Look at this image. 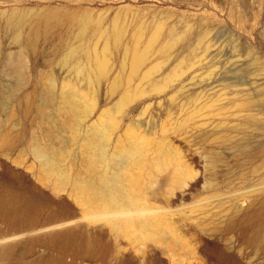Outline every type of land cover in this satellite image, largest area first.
<instances>
[{"label":"rangeland","instance_id":"1","mask_svg":"<svg viewBox=\"0 0 264 264\" xmlns=\"http://www.w3.org/2000/svg\"><path fill=\"white\" fill-rule=\"evenodd\" d=\"M0 264H264V0H0Z\"/></svg>","mask_w":264,"mask_h":264},{"label":"bare ground","instance_id":"2","mask_svg":"<svg viewBox=\"0 0 264 264\" xmlns=\"http://www.w3.org/2000/svg\"><path fill=\"white\" fill-rule=\"evenodd\" d=\"M48 20H49V18H48ZM18 31L21 33V29ZM19 32H18V34H19ZM135 55L136 56L133 57L134 60L132 61V65H133V68H136V67L138 68V66L144 60V55L142 53L141 54H135ZM7 57H12V56H7ZM7 59H9V61L11 62V60L13 58L11 60H10V58H7ZM6 62H7V60H6ZM6 62H5V64H6ZM133 62L135 65L133 64ZM105 63H103V64H105ZM7 64H8V62H7ZM9 65L10 64H8V66ZM105 65H103V66L100 65V68L103 67V69H104ZM11 66L12 67L10 68V70H9V68H8V70L17 79L14 86H12V88L10 87V89L8 88L9 94L13 95L16 93L17 89L23 84L24 77L22 75L23 65L16 63L14 65L12 64ZM6 67H7V65H6ZM8 89H7V91H8ZM145 150H146L145 147L143 149V146L140 143H134V144H132V146H124V144L118 146L116 154L118 155V157L120 156L121 158L122 157L124 158V161H122V162H124L123 164L125 167V168H122L123 174L126 173L127 169L135 168L141 162L145 161V155H144ZM166 157H167V153H164L160 150L157 151L156 157L154 159V162H155L154 164L158 165L159 161L162 160V167L163 168L167 167L168 161H167ZM132 186L133 185L130 182H127V181L125 182L124 180L123 181H117V182H114V180H113V181L109 182L106 187L103 184H101V186L99 187V186H94L92 183L83 182L81 184V186L79 187V191H80L81 197L84 198V196H85L90 205L97 202V206L105 208V209L110 208V207L111 208H113V207L118 208V207H125V206L132 205V202H133L132 197H131ZM51 190L56 195L57 191L60 190V187L57 185ZM105 192L107 193V195H104ZM122 215H123V217L117 219L116 223H123V224L128 223V225L138 224L137 223L138 220L137 219L134 220V218H132V216L130 215L129 212L122 213ZM55 221L56 220H53L52 223H55ZM135 221H137V222H135ZM139 224H140L141 228H145V229L151 228L154 231L156 230L154 228V225H152L151 223H148L147 221L144 222L141 220L139 222ZM77 226H79V225L77 224L75 226L72 221H68L67 217L63 216L60 218L59 224H55V225L49 226L46 229H43L42 231L38 232V234L35 237H32L31 239L36 238L37 242H38V240L43 239V240L48 241L50 243L55 242V241H59V240H65L69 236H71L72 230ZM155 233H157V232H155ZM173 242L175 243L176 241L173 240ZM11 246H12L11 243H7V244H4L2 246V248L4 250H10Z\"/></svg>","mask_w":264,"mask_h":264}]
</instances>
